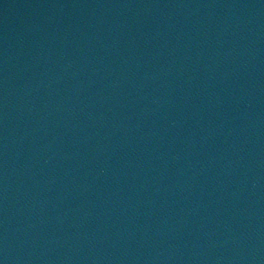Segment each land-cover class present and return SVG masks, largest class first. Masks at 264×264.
<instances>
[{
	"label": "water",
	"instance_id": "obj_1",
	"mask_svg": "<svg viewBox=\"0 0 264 264\" xmlns=\"http://www.w3.org/2000/svg\"><path fill=\"white\" fill-rule=\"evenodd\" d=\"M0 264H264V0H0Z\"/></svg>",
	"mask_w": 264,
	"mask_h": 264
}]
</instances>
